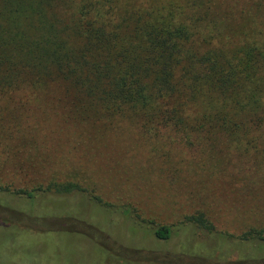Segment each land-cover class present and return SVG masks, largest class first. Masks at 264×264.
I'll use <instances>...</instances> for the list:
<instances>
[{"label": "trees", "instance_id": "obj_1", "mask_svg": "<svg viewBox=\"0 0 264 264\" xmlns=\"http://www.w3.org/2000/svg\"><path fill=\"white\" fill-rule=\"evenodd\" d=\"M55 91L72 109L173 130L188 141H264V3L0 0V97ZM3 192L30 205L85 190L51 183ZM20 213L7 220L24 221L30 233L62 230L53 217ZM135 219L156 240L172 237L174 226ZM177 226L230 240L241 254L264 252V226L225 235L202 212ZM228 264H264V256Z\"/></svg>", "mask_w": 264, "mask_h": 264}, {"label": "rangeland", "instance_id": "obj_2", "mask_svg": "<svg viewBox=\"0 0 264 264\" xmlns=\"http://www.w3.org/2000/svg\"><path fill=\"white\" fill-rule=\"evenodd\" d=\"M141 125L72 109L58 91L0 97V264H228L263 257L177 225L202 212L225 235L263 227L264 141H188ZM51 183H76L85 193L28 205L3 192ZM13 210L53 217L62 230L30 233L24 221L7 220ZM135 216L174 226L172 237L156 240Z\"/></svg>", "mask_w": 264, "mask_h": 264}]
</instances>
